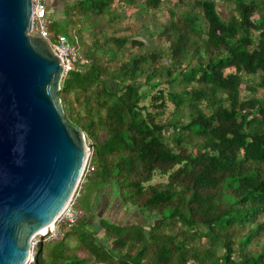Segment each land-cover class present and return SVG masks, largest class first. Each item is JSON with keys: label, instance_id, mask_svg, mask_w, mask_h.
<instances>
[{"label": "trees", "instance_id": "1", "mask_svg": "<svg viewBox=\"0 0 264 264\" xmlns=\"http://www.w3.org/2000/svg\"><path fill=\"white\" fill-rule=\"evenodd\" d=\"M221 1L226 17L217 0H69L49 18L87 61L58 94L90 148L88 203L107 185L144 221L101 220L102 241L79 194L86 215L35 264H264V0ZM130 8L158 23L153 48L121 25Z\"/></svg>", "mask_w": 264, "mask_h": 264}, {"label": "water", "instance_id": "2", "mask_svg": "<svg viewBox=\"0 0 264 264\" xmlns=\"http://www.w3.org/2000/svg\"><path fill=\"white\" fill-rule=\"evenodd\" d=\"M31 25L32 0H0V264H25L31 238L67 205L90 153L58 94L63 61Z\"/></svg>", "mask_w": 264, "mask_h": 264}, {"label": "built area", "instance_id": "3", "mask_svg": "<svg viewBox=\"0 0 264 264\" xmlns=\"http://www.w3.org/2000/svg\"><path fill=\"white\" fill-rule=\"evenodd\" d=\"M48 24V0H32V25L30 33H38L42 37L48 39L55 54L63 61V63L60 64L63 66L64 75L69 71H80L87 61L80 54L79 48L72 44L64 34H57L56 36L51 37L48 30ZM93 170L94 166L90 163L89 153L79 184L86 176L90 175ZM79 184L69 202L58 215L56 220L48 229L43 231L44 233L47 232V235L44 237V241L60 237L62 235L60 231L61 224L71 227L76 224L78 219L86 215L85 210L76 205V198L79 195L80 190ZM43 232H39L31 238L28 250V259L25 264H35L36 250L38 244L40 243Z\"/></svg>", "mask_w": 264, "mask_h": 264}, {"label": "crops", "instance_id": "4", "mask_svg": "<svg viewBox=\"0 0 264 264\" xmlns=\"http://www.w3.org/2000/svg\"><path fill=\"white\" fill-rule=\"evenodd\" d=\"M67 1L68 0H48L49 18L54 14L59 22L64 21V4ZM84 180L82 185L85 186L88 183V179ZM79 194H82V189L79 190ZM90 206L91 210H88L86 215L87 220L85 228L92 231L95 236L102 241H104V234L100 228L101 220L119 225L144 221V218L137 210L127 209L116 196L113 188L107 185L102 186L97 194L94 193L92 195Z\"/></svg>", "mask_w": 264, "mask_h": 264}, {"label": "rangeland", "instance_id": "5", "mask_svg": "<svg viewBox=\"0 0 264 264\" xmlns=\"http://www.w3.org/2000/svg\"><path fill=\"white\" fill-rule=\"evenodd\" d=\"M173 1L174 0H171V2H173ZM217 10L223 17H226L227 9H226V5L224 4L223 1L217 0ZM119 14L121 16V25L124 26L126 24H132V26H134V27H132L134 36L138 39L143 40L145 42L147 48H153L154 47V40L149 35L150 33L156 34L158 32L157 29L159 28V25L154 19L153 20L145 19L144 18L145 16L144 17L142 16L143 13H141L140 11L138 12L134 8L120 9ZM51 17L53 20L59 22L58 18H56L54 14H52ZM142 18H144V19H142ZM63 34H67V32H63ZM78 48H79V52L81 54L82 53L81 46ZM163 180H164V176L156 174V175H154L152 183L158 182V181H163ZM87 186H88V184L85 185V188L82 191L83 198L82 197L80 198V203H81L82 207L85 208L86 210H91V206L88 203V201L91 197H90L89 188H87ZM115 194H116V192H115Z\"/></svg>", "mask_w": 264, "mask_h": 264}]
</instances>
